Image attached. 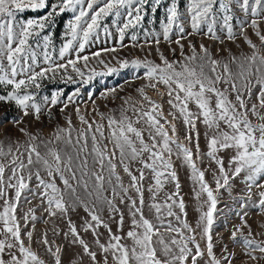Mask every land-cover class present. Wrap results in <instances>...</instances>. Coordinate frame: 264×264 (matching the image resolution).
I'll return each mask as SVG.
<instances>
[{"label": "snow or ice", "instance_id": "1", "mask_svg": "<svg viewBox=\"0 0 264 264\" xmlns=\"http://www.w3.org/2000/svg\"><path fill=\"white\" fill-rule=\"evenodd\" d=\"M163 2L56 0L49 5L48 0H0V85L10 89L0 95V102H14L25 116L31 112L39 119L44 106L60 102L61 93H54L50 99L45 96L41 104L36 102L35 94L28 91L30 87L38 88L37 81L48 73L55 75L60 69L66 72L69 67L83 76L78 63L83 60L87 66L89 56L81 55L85 47L93 37L99 39L101 27L107 37L113 36L107 25H101L106 17H115L112 23L121 47L130 29L131 40L138 42L135 29L144 20L146 5L155 14ZM46 8L49 9L47 13L38 19H20L18 16ZM180 8L181 0H170L161 31L144 32L149 48L152 43L157 45L160 63L147 58L119 61L121 67L143 68L142 77L136 78L144 79L146 83L136 89L141 100L125 98L119 116L100 114L101 120H107V128L101 122H89L77 109L83 126L79 129L74 128L68 118V127H57L51 138L44 139L21 127L20 133L28 138L24 145L19 140L7 146L0 142V264H45L31 247L35 223L42 218L36 216L35 207L19 213L21 203L31 204L32 200H39V206L48 217L66 219L65 238L71 236V243L81 247L90 264H110V261L111 264H200L205 257V264H233L235 253L227 246L221 258L216 257L212 229L214 213L219 211L217 194L221 189L231 192L230 180L242 173L246 195L238 198L241 208L251 202L252 208L264 213V31L260 27V22L264 21V0H187L183 12ZM237 9L243 19L235 16ZM65 12L74 15L68 21L65 33L70 38L59 48L58 59L69 58L64 63H56L53 59L55 49L50 51L51 35L43 33L55 16ZM234 20L239 33L234 30ZM246 26L255 32L259 44L249 37ZM218 30L224 32L228 40L242 38L251 49L250 54L238 56L228 49L227 56H216L204 44H200L197 51L191 40L188 41L191 54H185L181 41L194 34L207 35L209 39L223 43ZM174 35L175 40L172 39ZM161 38L179 46L181 61H170L160 52ZM136 46L138 43L133 44ZM171 51L175 53L176 50ZM92 56L98 58L101 52ZM108 71L116 69L109 68ZM67 79L71 81V75ZM147 89L160 97L167 95V115L163 104L149 96ZM232 94L234 100L230 99ZM76 95L78 93L69 96L68 100L72 101ZM253 96L258 103L251 102ZM190 105H194L195 110ZM177 120L185 127L183 140L178 134ZM198 121L207 130V152L203 154ZM21 122L14 120L15 124ZM194 136L195 143L189 147ZM61 144L64 147H60ZM222 152L229 154L227 168L224 156L220 155ZM173 155L191 170V179L198 185L193 188L195 199L201 201V197L206 196L197 209L200 215L195 226L186 219V205ZM194 156L197 159L206 156L217 166L210 168L215 189L206 180L205 170L197 165ZM118 169L126 174L127 184ZM146 172L150 175L146 176ZM146 182L150 194L147 204L144 199ZM165 182H172L174 191L165 192L161 201L158 197ZM253 188L259 189L255 201ZM109 192L110 197L106 195ZM117 199L131 217V227L123 235L112 231L100 214L103 209L98 207L106 205L109 218L115 221L118 231L123 232L125 215L116 203ZM80 207L87 213L80 229L91 232V244L81 236L69 216L70 211L75 212ZM146 207L154 219L145 215ZM236 214L242 224L232 231L231 239L243 247L250 260L259 264L264 260V240L252 237L251 226L245 219L247 211ZM29 222L32 230L23 232ZM101 227L108 233L104 240L98 231ZM243 228H248L247 236ZM22 232L27 237V245ZM53 232L59 234L55 227ZM197 235L206 242L204 249ZM124 240H130L131 244L123 243ZM40 242L54 258V264H62L61 248L53 249L47 232L42 234ZM257 252L261 255L257 256ZM98 253L102 254L101 259L97 258Z\"/></svg>", "mask_w": 264, "mask_h": 264}, {"label": "rangeland", "instance_id": "2", "mask_svg": "<svg viewBox=\"0 0 264 264\" xmlns=\"http://www.w3.org/2000/svg\"><path fill=\"white\" fill-rule=\"evenodd\" d=\"M56 0H48L49 5L55 3ZM187 0H181V12L184 11ZM170 3V0H164L163 4L157 9V12L153 14L151 12L150 6L146 5V14L144 15V20L141 22L135 31L138 34V42H133L131 40L132 30H128L125 39L123 41V47L119 42L118 36L116 35L115 25L112 21L115 19L113 16L106 17L101 21V25H107L109 30L113 33L112 37H107L103 32V27L99 29V39L93 37L92 41L85 47V51L81 55L89 56V61L87 66H84V61L81 60L78 63V67L81 68L84 73L83 76H80L72 71L69 67L67 71L60 69L57 70L55 75L48 73L44 78L37 81L39 87H30L29 92L35 94V100L37 103L43 104V98L45 96L51 98L54 93H61L59 96V103L56 105L48 104L44 106V109L40 115L39 119H36L35 116L30 112L29 115L25 116L23 111L14 103V102H0V142H4L5 146L9 143L14 144L15 141L19 140L21 145H24L25 141L28 139L22 133H20L19 128H26L28 131L32 132L34 135H39L44 139L51 138L52 134L55 132L57 127L67 128L68 118L72 121V126L76 129L83 127L80 123L79 116L77 115V109H79V114L86 117L89 122L96 121L101 122L107 128V120H101V113L105 117L108 115L119 116L120 108L123 104V101L127 97H132L134 100H141L137 88L142 86L146 81L144 79H137L136 77L143 75L145 71L143 68L135 69L131 66L121 67L119 61L122 60H132L139 58L141 60L147 58L153 60L156 63H160L159 54L156 51L157 45L152 43L151 48L148 44L145 43V31H161V22L165 21L166 12L165 8ZM49 9L38 10L36 12L26 11L22 14H18L20 19H38L39 17L45 15ZM73 13L65 12L60 15H57L53 18V21L45 28L43 34H49L52 38V49H55L53 52V59L56 63H64L65 61H60L58 59V50L61 45L66 42V39L70 38L65 35L67 30L68 21L73 18ZM235 16L243 19V14L237 9L235 10ZM123 19V17L121 18ZM234 30L239 33V27L234 20L233 22ZM187 27V25H186ZM247 27V26H246ZM261 30L264 31V21L260 22ZM188 31H191L188 28ZM218 35L223 39V43L217 40L209 39L207 35H191L185 40H182L181 43L184 44L185 54H191V49L188 47V41L191 40L197 47L199 51V45L204 44L209 48L216 56H227L228 49L236 55L241 53L250 54L251 49L243 41L242 38H238L236 41L228 40L224 32L218 30ZM247 34L253 40L254 43L259 44V39L256 37L255 32L247 27ZM177 37L174 35L172 37L175 40ZM134 43H138V46L133 47ZM116 51H104V49H113ZM160 52L170 60L181 61L182 57L180 54V48L175 43H168L161 38L159 44ZM175 49V53L171 50ZM39 51V50H38ZM101 52L100 57H93L92 54L95 52ZM74 58V55L73 57ZM42 61V57H41ZM103 61V62H101ZM42 66H44L42 64ZM109 68H114L116 71L109 72ZM39 71V68L36 69ZM71 75L72 80L68 81L67 77ZM92 77L89 79V77ZM224 87V86H222ZM10 90L6 86L0 85V95H5L7 91ZM147 94L153 99L160 101L163 104L165 115L169 111V105L166 103L168 97L165 94L163 97L157 95L152 89H147ZM161 91H164L163 86H161ZM255 91V89H254ZM74 93H78L72 101L68 100L69 96H73ZM230 99L234 100V94L230 96ZM247 99V97H246ZM251 102H256V97L253 96ZM67 104V107H65ZM125 107H127L125 105ZM147 107V105H145ZM190 108L195 110L194 105H190ZM63 109V111H62ZM132 115L131 111L128 113ZM20 119L22 122L20 124H15L14 120ZM171 119V117H169ZM253 122L255 118L253 117ZM177 124L178 134L181 140H183L185 135V127L182 121H175ZM197 129L199 130V145L201 154L207 152V138L205 132L207 131L205 126L201 122H197ZM108 132L105 131V135ZM171 134V132H170ZM76 133L73 132V137ZM195 143V136L192 144H189V147H192ZM60 147H64L63 144ZM42 149V146H41ZM70 150V149H69ZM23 151V147L21 148ZM195 152V149L193 148ZM220 155L224 156L225 167L228 166V153L222 152ZM174 168L178 174L179 182L181 185V195L185 201L186 212H187V221L195 226V222L199 218L200 212L197 210L201 201L206 199V196L201 197V201H197L194 197L193 188L198 185H194L193 180L191 179V170L181 161L176 158L175 155L172 157ZM194 160L197 165L205 170V178L208 183L215 189V183L212 178L211 169L216 168L217 166L214 163H211L206 156H203L202 159H197L194 156ZM121 176L124 178L125 184H127V176L123 173L122 169H118ZM150 175L146 172V176ZM243 173L241 176L236 177L230 180L231 192L226 189H221L218 195V204L217 208L219 211L214 213V225L212 229L213 234V251L217 258H221L224 254L223 249L227 246L228 250L235 253V259L233 264H256V262L249 259L247 255L244 254V249L240 244L234 243L231 239V233L236 227H240L242 221L237 212L247 211L248 215L245 217L247 223L251 226L252 237L258 241L264 240V228L261 225H264V213H261L257 208L251 207V202H248L246 208H241L238 198L246 195V186L243 182ZM59 183V181H58ZM148 183H145L144 199L145 203L150 202V194L147 191ZM174 191L172 182H165L164 188L161 190L158 200H163L165 192ZM253 200H258L256 193L259 189L253 188ZM109 197L111 193H106ZM135 195V193H133ZM2 203V202H0ZM116 203L124 211L125 223L123 232H119L117 229V224L114 220H111L110 213L108 212L106 205H98L103 210L101 211V216L105 221H107L114 233L123 235L131 227V217L128 214L127 209L124 205L119 204L117 199ZM29 207L36 208V216L42 219H38L35 223V230L33 232V239L31 242V247L38 255L45 260V264H54V258L47 253L46 246L43 245L41 241L42 234L47 232L49 241L52 242L51 246L53 249L59 246L61 248V261L62 264H90L89 258L82 253V249L79 245L71 243V236L65 238L64 233L68 231L66 219H60L58 217H48L46 213L43 212L42 208L39 206V200H32L31 204L21 203L19 213L26 212ZM206 211L207 208L205 207ZM18 213V214H19ZM145 215L150 219H154L153 213L150 212L147 207L145 208ZM69 216L73 223L77 225L78 230L80 231L81 236L91 244L93 237L91 232L85 233L80 229V225L83 219L87 216V213L84 211L83 207L78 208L75 212L69 213ZM48 220L49 222L45 224L43 221ZM171 219V218H169ZM175 223V221H173ZM22 223H24L22 221ZM53 227L56 228L59 234L53 232ZM32 230V225L29 222L28 227L23 229V232ZM244 235H248V228L242 229ZM99 232L103 234L102 240L106 239L108 236L107 230L104 228L98 229ZM22 232V235H23ZM239 236V233H237ZM26 245L28 240L26 235H23ZM197 240L201 244V248L204 249L206 242L200 239V236L197 235ZM126 244H131L130 240L122 241ZM93 250H96L93 245ZM257 256L261 255L259 252L255 253ZM102 254L98 253V259H101ZM7 258V257H6ZM207 257L200 261V264H205ZM111 264V261H110ZM259 264H264V260H260Z\"/></svg>", "mask_w": 264, "mask_h": 264}, {"label": "trees", "instance_id": "3", "mask_svg": "<svg viewBox=\"0 0 264 264\" xmlns=\"http://www.w3.org/2000/svg\"><path fill=\"white\" fill-rule=\"evenodd\" d=\"M2 93V91H0V94Z\"/></svg>", "mask_w": 264, "mask_h": 264}]
</instances>
